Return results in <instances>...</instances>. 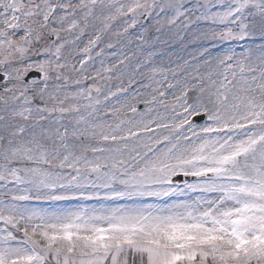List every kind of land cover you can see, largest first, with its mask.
Segmentation results:
<instances>
[{
    "label": "snow or ice",
    "instance_id": "obj_1",
    "mask_svg": "<svg viewBox=\"0 0 264 264\" xmlns=\"http://www.w3.org/2000/svg\"><path fill=\"white\" fill-rule=\"evenodd\" d=\"M0 264H264V0H0Z\"/></svg>",
    "mask_w": 264,
    "mask_h": 264
},
{
    "label": "rangeland",
    "instance_id": "obj_2",
    "mask_svg": "<svg viewBox=\"0 0 264 264\" xmlns=\"http://www.w3.org/2000/svg\"><path fill=\"white\" fill-rule=\"evenodd\" d=\"M158 47H161L163 49V60L161 61L158 58V63L163 62L167 64L169 59L176 60L177 57L187 56V52H184L182 50V47L176 42L169 45H158ZM189 51H191V49H189Z\"/></svg>",
    "mask_w": 264,
    "mask_h": 264
},
{
    "label": "water",
    "instance_id": "obj_3",
    "mask_svg": "<svg viewBox=\"0 0 264 264\" xmlns=\"http://www.w3.org/2000/svg\"><path fill=\"white\" fill-rule=\"evenodd\" d=\"M179 181H183V178H182V177H181V178H179V179H178V182H179Z\"/></svg>",
    "mask_w": 264,
    "mask_h": 264
}]
</instances>
